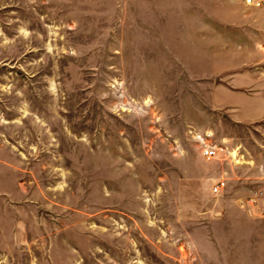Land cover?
Wrapping results in <instances>:
<instances>
[{"label":"rangeland","instance_id":"1","mask_svg":"<svg viewBox=\"0 0 264 264\" xmlns=\"http://www.w3.org/2000/svg\"><path fill=\"white\" fill-rule=\"evenodd\" d=\"M261 167L264 9L0 0V264H264Z\"/></svg>","mask_w":264,"mask_h":264},{"label":"built area","instance_id":"2","mask_svg":"<svg viewBox=\"0 0 264 264\" xmlns=\"http://www.w3.org/2000/svg\"><path fill=\"white\" fill-rule=\"evenodd\" d=\"M242 1L246 7L254 8V9H264V0H242ZM219 150L217 148H207L203 151V154L205 157H208L209 159H213L218 156ZM224 185H225L224 182H220L215 187L214 192L219 193L220 189L224 187Z\"/></svg>","mask_w":264,"mask_h":264},{"label":"crops","instance_id":"3","mask_svg":"<svg viewBox=\"0 0 264 264\" xmlns=\"http://www.w3.org/2000/svg\"><path fill=\"white\" fill-rule=\"evenodd\" d=\"M242 2H243V1H242ZM243 5H244V3H243ZM244 6H245V5H244ZM245 7H246V6H245ZM252 9H254V8H252ZM224 152H225V150H224ZM263 170H264V168L261 167L260 175H259V177H257V178H260V177H261V179H263V177H264ZM257 178H256V179H257ZM256 179L253 180V183L256 182ZM227 181H228V179L225 178V177H223L222 179L218 180L217 185H218L220 182H224V183H225L224 187H222V188L220 189V192H219V193H221L222 191H224V190L227 188V184H228ZM261 181H263V180H261ZM255 184H256V183H255ZM217 185H216V186H217ZM263 187H264V184H263V186H262V189H263ZM216 194H218V193H216ZM259 194H260V193H258L257 196H259ZM260 195H262V197L259 198L261 201L259 200V202H257V201H258V198H257V199H255V200H253V202H255L256 205L254 206V203H251V204H252V206H254V209H256L257 211H259V213H261L262 217L264 218V192L261 193Z\"/></svg>","mask_w":264,"mask_h":264}]
</instances>
